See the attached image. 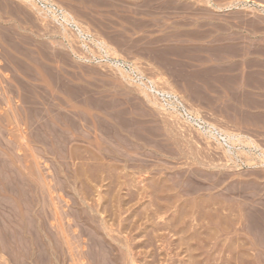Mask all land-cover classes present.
Masks as SVG:
<instances>
[{
    "label": "rangeland",
    "instance_id": "obj_1",
    "mask_svg": "<svg viewBox=\"0 0 264 264\" xmlns=\"http://www.w3.org/2000/svg\"><path fill=\"white\" fill-rule=\"evenodd\" d=\"M220 1L264 18V0ZM103 3L0 0V264H264V128L213 122L229 148L186 120Z\"/></svg>",
    "mask_w": 264,
    "mask_h": 264
},
{
    "label": "crops",
    "instance_id": "obj_2",
    "mask_svg": "<svg viewBox=\"0 0 264 264\" xmlns=\"http://www.w3.org/2000/svg\"><path fill=\"white\" fill-rule=\"evenodd\" d=\"M54 1L75 15L106 2ZM113 4L126 13L122 24L114 22L124 30L112 41L130 43L189 107L205 110L206 121L264 128V18L246 8L221 13L207 3L190 11L185 0H108L106 7Z\"/></svg>",
    "mask_w": 264,
    "mask_h": 264
},
{
    "label": "bare ground",
    "instance_id": "obj_3",
    "mask_svg": "<svg viewBox=\"0 0 264 264\" xmlns=\"http://www.w3.org/2000/svg\"><path fill=\"white\" fill-rule=\"evenodd\" d=\"M43 1H45V0H43ZM203 1H204L205 4L207 3V4L212 5V6L215 5L214 8H216V7H217V8H218V7L221 8V7L223 6V4L220 3V2H221L220 0H219V2H217L216 0H215V1H213V0H203ZM46 2H47V1H46ZM52 2H53V1H52ZM171 2H172V1H171ZM235 2H236V1H235ZM235 2H233V3L230 2V3H232V4H230V3H227V1H226V2H225V3H227V4H226V7H229V6L231 7V6H233V5L236 6V3H235ZM239 2H240V1H239ZM243 2H244V1H243ZM243 2H242V3H243ZM177 3H178V1H177ZM180 3H181V2H179V4H180ZM248 3H249V2H248ZM35 4H36V3H35ZM217 4H218V5H217ZM237 4H238V3H237ZM250 4H251V3H250ZM258 4H259V3H258ZM44 5H45V4H44ZM180 5H181V4H180ZM188 5H189V3H188ZM238 5H239V4H238ZM253 5H254V4H253ZM191 6H192V5H191ZM249 6H250V5H249ZM261 6H263V8L260 9V10H264V5L261 4ZM48 7H49V6H48ZM50 7H51V6H50ZM180 7H181V6H180ZM251 7H252V6H251ZM253 7H254V6H253ZM256 7H257V6H256ZM44 8H45V7H44ZM219 8H218V9H219ZM258 8H259V6H258ZM49 9H50V8H49ZM60 9H61V8H60ZM176 9H177V8H176ZM52 10H53V9H52ZM54 10H55V9H54ZM56 10H57V9H56ZM189 10H190V9H189ZM255 10H256V9H255ZM46 11H47V9H46ZM48 11H49V10H48ZM212 11H213V10H212ZM240 12H241V11H240ZM53 13H54V12H53ZM62 13H63V11H62ZM199 13H200V12H199ZM207 13H208V12H207ZM56 14H57V13H56ZM56 14H55V16H57ZM207 15H208V14H207ZM66 16H67V15H66ZM66 16H64L65 21L69 23L70 19L68 18V16H67V17H66ZM255 16H257V15H255ZM219 18H220V17H219ZM257 18H258V17H257ZM257 18L255 17V19H257ZM212 19H213V18H212ZM258 19H260V18H258ZM188 20H189V19H188ZM249 20H251V19H249ZM245 21H246V20H245ZM247 21H248V19H247ZM251 21H254V20H251ZM255 21H256V20H255ZM257 21H259V20H257ZM260 22H262V21H260ZM263 23H264V22H263ZM262 25H263V24H262ZM260 26H261V25H260ZM260 28H261V27H260ZM101 43H103V42H101ZM102 45H103V44H102ZM100 47H101V46H100ZM103 47H104V46H103ZM121 64H122V63H121ZM117 65H119V64H117ZM119 67H120V66H119ZM120 69H121V67H120ZM131 69H132V68H131ZM132 70H133V73H135V72H134V69H132ZM132 70H131V71H132ZM129 72H130V71H129ZM126 73H127V72H126ZM142 84H143V83H142ZM146 85H147V84H146ZM147 86H148V89H149L151 92H153V93H155V94L157 93L156 95H159L160 97L162 96L163 99H164V97H167V95H170V92H169V91H166V90H162V89H160V88H157V87L155 86V84H154L153 81H150L149 84H148ZM171 92H172V91H171ZM162 98H161V99H162ZM166 100H167V99H166ZM174 101H175V100H174ZM167 102H168V101H167ZM175 102H176V104L179 103V105L182 107V111H184L183 114H185V116L188 115V116L186 117V120H188V121H190V122H192V123H195V124H201V122L204 123V124H205V126H204V131L207 132L208 135H209L210 137L215 138L218 142L221 143L222 141H224L223 143L226 144V147L231 148V146H232L231 143H233V142H231V141H233L234 138H236V139H235L236 141H240V142L243 141V140H240L241 137L239 138L238 135L232 136V135L228 134L227 132H225V131L223 130L224 128H223V129L218 128V127L216 126L217 124H214L215 122L212 123V122H209L210 120H209V121L202 120V118H200V117H199V118H196L197 116L195 117L194 112H193L191 109H189V107L186 108L187 104H186V106H184L183 103H182L181 101L177 100V99H176ZM171 105H173V104H171ZM171 105H170V106H171ZM180 106H178V107H180ZM190 106H191V105H190ZM171 107H172V106H171ZM192 107H193V106H192ZM177 109H178V108H177ZM180 109H181V108H180ZM193 109H195V108L193 107ZM175 110H176V109H175ZM198 115H199V114H198ZM203 118H204V117H203ZM201 125H202V124H201ZM200 128H201V127H200ZM220 139H221L222 141H221ZM235 140H234V141H235ZM223 143H222V144H223ZM228 150H229V149H228ZM227 152H228V151H227ZM151 215H152V214H151ZM192 216H193V215H192ZM194 216H195V214H194ZM152 217H153V216H152ZM150 218H151V217H150ZM150 218H149V219H150ZM196 218H197V217H196ZM190 220H191V219H190ZM190 220H189V221H190ZM182 221H183V220H182ZM189 221H188V222H189ZM191 221H192V220H191ZM176 222H177V221H176ZM186 222H187V221H186ZM188 222H187V225H189ZM189 223H190V222H189ZM191 223H192V222H191ZM191 223H190V224H191ZM168 224H170V223H168ZM195 224H196V223H195ZM165 225H166V224H165ZM187 225H186V226H187ZM193 225H194V224H193ZM193 225H192V226H193ZM171 226H172V225H171ZM173 226H174V225H173ZM196 226H197V225H196ZM133 227H134V226H133ZM190 227H191V225H190ZM194 227H195V226H193L192 228L195 230ZM174 228H175V227H174ZM197 228H198V227H197ZM170 229H171V228H170ZM184 229H185V228H184ZM179 230H180V229H179ZM197 230H198V229H197ZM170 231H171V230H170ZM174 231H175V230H174ZM176 231H177V230H176ZM176 231H175V232H176ZM181 231H182V230H180V232H181ZM183 231H184V230H183ZM206 231H207V230H206ZM175 232H174V233H175ZM185 232H188V231H185ZM185 232H183V233H185ZM190 232H191V230H190ZM190 232H189V233H190ZM151 233H152V232H151ZM181 233H182V232H181ZM181 233H180V234H181ZM162 234H163V233H162ZM186 234H187V233H186ZM190 234H191V233H190ZM192 234H193V236L195 235V233H192ZM187 235H188V234H187ZM167 236H168V235H167ZM185 236H186V235H185ZM193 236H191V238L194 239L195 237H193ZM186 237H187V236H186ZM242 237H243V236H242ZM236 238H237V237H236ZM239 238H240V237H239ZM187 239H189V235H188V237L186 238V242H187ZM180 240H181V239H180ZM182 240H183V239H182ZM189 241H190V239H189ZM191 241H192V240H191ZM191 241H190V242H191ZM259 241H260V240H259ZM186 242H184V243H186ZM190 242H189V243H190ZM182 243H183V241H182ZM184 243H183V244H184ZM189 243H187V244H189ZM192 243H193V241H192ZM197 243H198V242H197ZM173 244H174V242H173ZM179 244H180V242H179ZM187 244H186V245L184 244V245H185L186 247H190V246H187ZM184 245H183V246H184ZM190 245H191V243H190ZM153 246L155 247V245H153ZM193 246L195 247V243H193L192 247H193ZM177 247H179V246H177ZM194 247H193V248H194ZM155 248L159 250L160 247H159V248L155 247ZM171 248L175 249V245H174V247H171ZM181 248H182V247H181ZM184 248H185V247H184ZM184 248H183V249H184ZM156 249H155V250H156ZM186 249H187V248H186ZM186 249H185V251H186ZM189 249H190V248H189ZM189 249H188V250H189ZM191 249H192V248H191ZM195 249H196V248H195ZM195 249H193L192 252H193ZM224 249H225V248H224ZM162 250H163V249H162ZM225 250H226V249H225ZM225 250H224V251H225ZM245 251H246V249H245ZM152 252H153V251H152ZM155 252H157V251H155ZM173 252H174V251H173ZM175 252H176V251H175ZM175 252H174V254H178V252H176V253H175ZM211 252H212V251H211ZM243 252H244V251H243ZM169 253H170V252H169ZM187 253H188V255L190 254V252H187ZM195 253H196V250H195ZM195 253H194V254H195ZM200 253H201V252H200ZM200 253H199V251H198V255H201ZM214 253H215V252H214ZM224 253H225V252H224ZM241 253H242V252H241ZM241 253H240V254H241ZM152 254H154V252H153ZM180 254H181V253H180ZM237 254H238V253H237ZM240 254H239V255H240ZM149 255H150V254H149ZM167 255H168V253H167ZM170 255H171V254H169V257H170ZM188 255H187V256H188ZM198 255L196 254V256H198ZM226 255H227V254H226ZM228 255H230V254H228ZM150 256H151V255H150ZM171 256H172V255H171ZM190 256H193V255L191 254ZM190 256H189V257H190ZM210 256H211V255H210ZM244 256H245V255H244ZM173 257H174V256H173ZM173 257H171V258H173ZM181 257H182V256H181ZM193 257H194V256H193ZM236 257H237V256H236ZM185 258H186V257H185ZM206 258H207V257H206ZM226 258H227V257H226ZM238 258H239V257H238ZM240 258H241V257H240ZM240 258H239V259H240ZM243 258H244V257H243ZM155 259H158L157 254H156V258H155ZM155 259L153 258L152 261H154ZM168 259H169V258H168ZM168 259H166V261H168ZM188 259H190V258H188ZM191 259L193 260V258H191ZM191 259H190V262L187 263V264H192V263H191V262H192ZM196 259H197V258H196ZM236 259H237V258H236ZM236 259H235V260H236ZM241 259H242V258H241ZM241 259H240V260H241ZM170 260H171V263H172V261H175V260H172V259H170ZM184 260H185V259H184ZM202 260H203V259H202ZM206 260H207V259H206ZM210 260H211V259H209V261H210ZM216 260H217V259H216ZM152 261H151V262H152ZM178 261H179V260H178ZM194 261H195V259H194ZM200 261H201V260H200ZM204 261H205V260H204ZM209 261H208V262H209ZM214 261H215V260H214ZM226 261H227V259H226ZM231 261H232V260H231ZM244 261H245V260L243 259V262H244ZM149 262H150V261H149ZM151 262H150V263H151ZM236 262L239 263V261H236ZM240 262H242V260H241ZM158 263H159V262H158ZM162 263H163V262H162ZM183 263H184V262H183ZM194 263L196 264V261H195ZM194 263H193V264H194ZM198 263H200V262L198 261ZM202 263H204V262H202ZM202 263H201V264H202ZM210 263H212V261H211ZM215 263H218V262L215 261V262L212 263V264H215ZM225 263H226V262H225ZM245 263H246V262H244V264H245ZM163 264H165V263H163ZM206 264H207V262H206ZM208 264H209V263H208ZM220 264H221V263H220ZM242 264H243V263H242ZM247 264H248V263H247Z\"/></svg>",
    "mask_w": 264,
    "mask_h": 264
}]
</instances>
